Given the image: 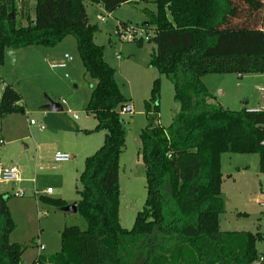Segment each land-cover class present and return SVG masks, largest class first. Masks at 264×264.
Returning <instances> with one entry per match:
<instances>
[{"label":"trees","instance_id":"1","mask_svg":"<svg viewBox=\"0 0 264 264\" xmlns=\"http://www.w3.org/2000/svg\"><path fill=\"white\" fill-rule=\"evenodd\" d=\"M87 2L111 13L123 0H36L34 18L30 0H0V65L7 50L52 47L74 36L86 73L96 80L86 112L97 120L95 131H106L79 177L77 212L86 226H66L61 249L30 264H257L264 257L257 248L263 232L221 230L222 155L258 154L264 174V109L237 111L210 103L203 77L264 74V0H153L156 12L143 9L148 20L142 26L153 28L149 41L156 44L149 65L173 82L180 110L168 127L155 122L160 112L156 78L145 103L149 124L140 133L147 198L131 229L119 217L120 157L126 145L121 111L129 100L104 59V47L95 42L98 27L89 20ZM17 13L26 25L17 22ZM21 99L6 85L0 116L24 112ZM40 199L66 205L60 198ZM15 228L8 198L0 192V264H26L27 246L9 239Z\"/></svg>","mask_w":264,"mask_h":264},{"label":"rangeland","instance_id":"2","mask_svg":"<svg viewBox=\"0 0 264 264\" xmlns=\"http://www.w3.org/2000/svg\"><path fill=\"white\" fill-rule=\"evenodd\" d=\"M35 5L36 0H30L31 18L35 16ZM145 8L156 12L153 0H128L111 13L101 4L86 3L90 22L98 27L95 42L104 47V59L115 69L117 84L134 108L133 113L121 112L126 145L120 157L119 217L126 229L134 226L147 198L145 166L139 155L140 133L149 124L145 103L156 78H160V112L155 122L168 127L180 110L174 98L173 82L149 65L156 44L149 40L142 43L124 40L117 33L116 26L121 22L142 26L148 20ZM16 19L19 24H27L20 13ZM10 51L5 52L0 65V96L2 89L11 85L22 96L20 103L25 111L0 116V162L16 165L21 180L0 183V192L8 198L16 224L9 239L27 246L22 259L30 264L39 255L61 249V234L66 226H86L83 217L72 210L80 200L79 177L86 158L102 146L106 131H95L97 120L86 112L96 80L86 73L74 36L69 35L52 47L21 48L16 63ZM66 54L73 59H66ZM203 81L212 96L209 102L214 105L238 111L256 106L261 100L259 85L250 82L247 74L240 77L237 73H210ZM48 100L58 103L62 110L47 109ZM31 120L36 124L32 125ZM40 125L45 129H40ZM58 150L70 153L72 159L54 162ZM222 171L226 211L221 215V230L264 233V206L258 202L264 199L259 155L223 153ZM48 188L52 189L51 194H46ZM18 190L25 195L16 197L14 192ZM41 195L60 198L66 205L56 207L45 203ZM41 245L44 250L40 249ZM257 248L264 254V241L258 242Z\"/></svg>","mask_w":264,"mask_h":264},{"label":"built area","instance_id":"3","mask_svg":"<svg viewBox=\"0 0 264 264\" xmlns=\"http://www.w3.org/2000/svg\"><path fill=\"white\" fill-rule=\"evenodd\" d=\"M18 3L21 2V0H17ZM117 33L124 39V40H132V41H139V40H149L154 35V30L145 28L143 26H130L129 24L125 27L122 24H119L117 27ZM66 59L72 60L73 58L66 54L64 56ZM118 58H121V56L118 54ZM240 76V75H239ZM241 77V76H240ZM261 96V105L260 108L256 110H263L264 109V86H261L258 88ZM134 108L133 105L128 102L125 104V106L122 108V113H133ZM75 118H78V115H75ZM31 124H36L34 120H31ZM40 129H45V126L40 125ZM72 159V155L67 152L63 151H55L53 156V161L56 163L60 162H66ZM21 180L20 177V171L16 165H5L2 162H0V183H11V182H18ZM52 189L48 188L46 191V194H51ZM14 195L16 197H22L24 196V191H16L14 192ZM261 206H264V199H261L258 201ZM44 246H41V249H43ZM257 264H264V257H261L260 260L257 262Z\"/></svg>","mask_w":264,"mask_h":264},{"label":"water","instance_id":"4","mask_svg":"<svg viewBox=\"0 0 264 264\" xmlns=\"http://www.w3.org/2000/svg\"><path fill=\"white\" fill-rule=\"evenodd\" d=\"M127 0H123V2H126ZM12 17H14V15H12ZM10 56L13 60L14 63L17 62V59L19 57V54L17 51L15 50H11L10 51ZM47 109L49 110H53V111H61L62 110V107L58 104V103H55L51 100H48V105L46 106ZM262 145H264V141L262 142ZM73 212H77V203L73 206Z\"/></svg>","mask_w":264,"mask_h":264},{"label":"crops","instance_id":"5","mask_svg":"<svg viewBox=\"0 0 264 264\" xmlns=\"http://www.w3.org/2000/svg\"><path fill=\"white\" fill-rule=\"evenodd\" d=\"M127 1H128V0H127ZM66 62H67V61H66ZM53 65H54V64H53ZM53 65H52V66H53ZM241 77H242V76H241ZM263 78H264V74H249V75H247V79H248L250 82L259 85V87H261V86L264 85V83L261 84V81H263ZM261 103H262V102H261V100L259 99V101L256 103V106H255V105H253V106H249L248 109H249V110H256V109L260 108ZM1 193H2V192H1ZM245 214H246V213H245ZM41 246H43V245H41ZM41 246H40V249H41ZM41 250H44V248L41 249Z\"/></svg>","mask_w":264,"mask_h":264}]
</instances>
